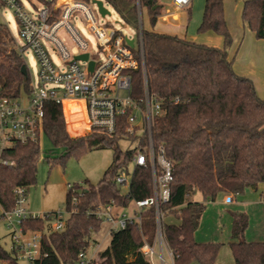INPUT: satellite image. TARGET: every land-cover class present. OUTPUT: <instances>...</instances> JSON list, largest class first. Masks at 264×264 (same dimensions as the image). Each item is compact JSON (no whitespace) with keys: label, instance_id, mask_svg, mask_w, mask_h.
Segmentation results:
<instances>
[{"label":"trees","instance_id":"obj_1","mask_svg":"<svg viewBox=\"0 0 264 264\" xmlns=\"http://www.w3.org/2000/svg\"><path fill=\"white\" fill-rule=\"evenodd\" d=\"M102 1L114 9L125 25L140 33L141 46L133 51L138 67L130 72L131 94L142 96L144 66L146 87L160 107L159 116L154 119L152 140L155 146L164 148L173 164L170 199L161 209L165 217L173 219L163 221L162 231L174 254V264H217L221 244L197 242L194 232L203 203L214 202L221 195L242 196L264 184V100L257 96L251 80L235 74L224 48L139 28L137 6L146 10L148 23L154 27L163 9L159 0ZM45 2L47 6L51 0ZM188 17L187 12V21ZM241 20L256 39L264 40V0L243 1ZM196 31L215 33L223 39L225 48L230 45L223 0H205ZM5 34L0 25V99H18L22 91L27 92L29 78L27 72L21 73L24 65L16 50L2 46ZM42 132L53 149H61L58 158L61 165L67 158L79 157L88 150H113L112 161L101 179L96 185L86 181L85 190L72 207L67 192L65 208H72L73 212L62 231H45L52 212L22 222L24 231L41 234L40 247L47 256L39 264H77L79 254L89 247L91 235L101 227V222L88 212L100 204L126 207L132 200L150 197V171L136 168L129 191L121 193L115 178L121 169L130 166L134 154L133 149L121 151L118 147V141L124 138L123 128L113 137L93 130L72 138L66 131L61 105L51 101L44 104ZM0 158L11 163L0 164L2 212L14 207L16 189H23L27 195L29 187L35 184L40 159L38 142L13 143L2 151ZM195 194L201 196V203L190 201ZM230 213L228 247L234 264H264V243L247 242L246 216ZM153 235L154 216L150 208L143 215L141 229L129 224L113 232L108 246L97 253L92 264H149L139 249L142 237L151 243ZM0 261L17 264L11 248L6 252L1 246Z\"/></svg>","mask_w":264,"mask_h":264},{"label":"built area","instance_id":"obj_2","mask_svg":"<svg viewBox=\"0 0 264 264\" xmlns=\"http://www.w3.org/2000/svg\"><path fill=\"white\" fill-rule=\"evenodd\" d=\"M169 1L175 8L185 9L191 0ZM0 7L13 11L23 47L32 52L38 66L36 81L29 80L25 100L21 101V97L0 99V155L13 143L38 142L43 127L44 104L48 101L61 105L63 114L65 107L74 106L67 114L81 116L74 123H81L87 134L93 130H101L113 137L122 127L124 138L121 140L135 144L129 166L132 167V172L129 173V167L121 169L115 183L120 188L125 186L128 192L134 170L147 168L150 171L152 194L141 200H132L126 207L114 203L100 204L88 214L107 225L105 236L110 237L113 232L123 230L129 224H136L141 229L145 211L153 209V239L148 243L143 236L139 252L147 258L149 264H174V254L162 231L165 212L161 209L170 199L173 164L164 148L161 145L155 146L152 140L154 119L159 116L160 107L155 95L149 93L146 87L144 66L142 96L137 98L131 94L130 72L138 67L133 51L141 46L140 33L134 39V47L130 48L126 44V37L98 25L94 4L80 0H59L57 6H52V10L45 6L36 9L35 14L28 12L21 0H0ZM76 16L86 23L94 36L97 47L94 54L73 26L72 21ZM59 30L76 45V55L67 51L58 37ZM48 48L57 53L62 69L53 63ZM19 51L22 52L23 48ZM81 54L88 55L87 61L74 60V56ZM89 62L93 63L91 70ZM45 85L49 87L45 88ZM0 164L6 166L11 163L0 158ZM67 188L72 207L77 203L78 196L82 195V190L69 184ZM14 193V207L1 212V220L9 231L11 250L17 261L39 264L47 256L40 247L41 234L24 231L22 222L28 218H43L44 213L36 216L30 214L25 207L26 192L16 189ZM230 198L231 196H227L224 202L229 204L232 202ZM72 212V208L53 211L49 219L50 232L62 231ZM95 246L98 250L99 242ZM93 259L82 252L77 264H92Z\"/></svg>","mask_w":264,"mask_h":264},{"label":"rangeland","instance_id":"obj_3","mask_svg":"<svg viewBox=\"0 0 264 264\" xmlns=\"http://www.w3.org/2000/svg\"><path fill=\"white\" fill-rule=\"evenodd\" d=\"M45 1L47 0H21L25 9L32 14H35L36 9L45 7ZM80 1L91 4V0ZM243 1L245 0H223L224 20L227 30L231 36V43L226 48L224 47L223 39L215 33L200 34L197 33L196 28H193L191 35L195 37L194 41H203L205 45L218 49L224 48L228 60L232 63V69L235 74L241 77H246L240 74L242 73V66L244 65L242 62V39L244 35L246 36V34L249 33V29L243 26L241 20ZM58 2L59 0H51V3H47V6H57ZM159 2L163 5V9L161 10V14L154 27H151L148 23L146 10L141 9L139 5L137 6L139 28L142 27V29L147 31L151 30L160 34H167L168 23L161 21L160 17L166 14L167 10L169 13H173L178 12V9L175 8L168 0H159ZM204 2L205 0L203 1V8ZM103 6L109 12V14L104 17L100 16L96 7H94V14L97 18L98 25L110 28L120 33L127 39H136L138 34L136 29L125 25L119 15L109 4L103 2ZM184 11L186 10L183 9L179 13L183 14ZM189 21H192V14H189L188 22ZM72 23L80 37L88 43L90 52L92 54L97 52V47L94 43V36L90 33L86 23L80 20L77 16L74 18ZM0 25L6 33L1 38L2 46L7 50H16L23 61L29 80L36 81L38 70L37 62L32 52L28 48L23 47V41L18 35L17 21L11 9L7 7H0ZM58 37L71 55H76L78 53L76 45L62 30H59ZM245 40L246 38L244 39V42ZM22 48L23 51L20 52L19 50ZM48 51L53 63L57 66V68L62 69L63 66L58 61L57 53L49 48ZM1 60L2 55H0V61ZM255 82L256 85H254L253 82L252 83L255 91L257 88L256 94L259 89L260 91H264V66L261 70L256 71ZM48 87L49 85H45V88ZM258 94L262 95L261 92ZM20 97L21 101H23V99L25 100L24 91L21 92ZM73 109L74 106L72 105L65 107V128L70 137L76 138L84 136L87 133L83 131V125L81 123H74L77 120H80L82 118L81 116L67 114V112ZM38 145L40 149V159L36 168V180L35 184L29 187L25 203L27 211L34 216L41 215L46 212L57 211L59 209H65V197L68 192L67 184L75 186L76 188L78 186L80 190H85L87 182L96 185L101 179L104 171L109 167L113 156V150L110 148L93 149L86 151L79 157L71 156L66 159L64 165H61L58 159L62 154L61 149H53L43 132L39 135ZM134 146V142H130L128 140L118 141V147L121 151L133 149ZM131 172L132 167H129V173ZM120 190L123 194H126L127 192L125 186L120 188ZM220 198V196H217L214 202L208 201L203 203L204 209L200 215L198 226L194 232V239L200 243L214 242L221 244L217 264H232V255L228 247L232 222L230 211L242 212V205L238 203L242 201V197L235 196L236 201H234L233 204L228 205L221 204ZM190 199L192 202H202L199 194H195ZM130 207L132 206L130 205ZM245 213L246 214L244 215L247 218V225L244 233L245 240L247 242H264V204L256 208L254 206H250L245 209ZM164 221H173V219L171 217H165ZM50 225V222H46V232L50 231ZM106 229L107 225L101 223L99 231L91 235V241L89 242V247L86 250L88 257H93L97 260V251H102L108 246L110 237L105 236ZM8 232L9 231L6 228L5 223L0 220V246L6 252H9L11 248V241L8 236ZM95 242H99L100 244L98 250H96ZM0 264L4 263L0 261ZM17 264L26 263L17 261Z\"/></svg>","mask_w":264,"mask_h":264},{"label":"crops","instance_id":"obj_4","mask_svg":"<svg viewBox=\"0 0 264 264\" xmlns=\"http://www.w3.org/2000/svg\"><path fill=\"white\" fill-rule=\"evenodd\" d=\"M203 1L204 0H191L189 6L185 8L186 11H184L183 14L179 13L183 9H178V12H173V13H169V11L167 10L166 14L160 17L161 21L168 23L167 34L174 35L179 38L186 39L188 41H193L195 43L205 45L203 41H194L195 37L191 35L192 34L191 31L193 30V28L197 29L198 25L201 22V18H202L201 12L203 13V6H202ZM187 12L189 14H192V21H189V22L187 21ZM189 28H190V35H189ZM148 31H151V30H148ZM208 33H211V32H207V34ZM245 38L246 40L244 42ZM242 62L244 63V65L242 66V73L240 74H242V76H246L247 78H249V80H251L254 83V85H256V82H255L256 71L261 70V68L264 66L263 65L264 64V40L256 39L254 34L250 31L248 34H246V36L244 35L242 39ZM256 91H257V88H256ZM260 92L262 93V95L258 94ZM258 93H257L258 96L264 100V91L263 90L260 91L259 89ZM220 197H221L220 203L223 205H228L227 203L224 202L225 198H227V195H221ZM238 197H242V201L238 202L240 205H242V212L236 211V213L246 214L245 209L249 208L250 206H254L256 208L264 204V201H262L264 200V184H260L256 190H249L246 193H244L242 196H238ZM230 199L232 202H230L229 204H233L234 201H236L235 197L231 196ZM95 243H98V242H95ZM257 243H264V242H257ZM98 252L99 251H97V253ZM232 264H234L233 259H232Z\"/></svg>","mask_w":264,"mask_h":264},{"label":"water","instance_id":"obj_5","mask_svg":"<svg viewBox=\"0 0 264 264\" xmlns=\"http://www.w3.org/2000/svg\"><path fill=\"white\" fill-rule=\"evenodd\" d=\"M91 3L94 4L96 6V10L98 12V14L102 17H104L105 15H108L109 12L104 8L103 6V1L102 0H91ZM126 40V44L130 47L133 48L134 47V40L132 39H125ZM88 55L87 54H81L78 56H74V60L75 61H81V62H85L87 61ZM93 63L89 62V70L92 69ZM21 73L22 74H26V70L23 67H21Z\"/></svg>","mask_w":264,"mask_h":264}]
</instances>
